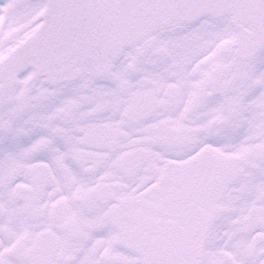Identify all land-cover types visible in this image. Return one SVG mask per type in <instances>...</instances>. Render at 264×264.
Listing matches in <instances>:
<instances>
[{
    "label": "snow or ice",
    "instance_id": "6c2138e0",
    "mask_svg": "<svg viewBox=\"0 0 264 264\" xmlns=\"http://www.w3.org/2000/svg\"><path fill=\"white\" fill-rule=\"evenodd\" d=\"M0 264H264V0H0Z\"/></svg>",
    "mask_w": 264,
    "mask_h": 264
}]
</instances>
